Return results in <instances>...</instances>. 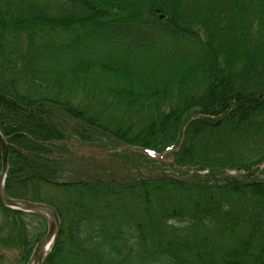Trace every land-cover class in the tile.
Instances as JSON below:
<instances>
[{"label":"trees","instance_id":"obj_1","mask_svg":"<svg viewBox=\"0 0 264 264\" xmlns=\"http://www.w3.org/2000/svg\"><path fill=\"white\" fill-rule=\"evenodd\" d=\"M0 133L43 264H264V0H0ZM107 140L192 174L69 176L61 142ZM46 230L0 204V264Z\"/></svg>","mask_w":264,"mask_h":264},{"label":"water","instance_id":"obj_2","mask_svg":"<svg viewBox=\"0 0 264 264\" xmlns=\"http://www.w3.org/2000/svg\"><path fill=\"white\" fill-rule=\"evenodd\" d=\"M190 123V122H189ZM65 145H73L72 143H64ZM0 150H1V171H0V204L12 211L25 213V214H34L40 216L47 225L46 236L40 240V242L35 247L31 264H42L44 259L47 257L50 252L52 245L54 244L56 237L60 230L59 219L56 211L47 205L32 204L28 202H19L9 200L4 193V182L8 170V145L5 139L0 134ZM120 150H126L132 153H138L143 156L149 157L146 152L122 146ZM150 158V157H149ZM153 159V158H150ZM159 161V159H154ZM228 178L241 177L242 174H226ZM162 178H170L163 175Z\"/></svg>","mask_w":264,"mask_h":264},{"label":"rangeland","instance_id":"obj_3","mask_svg":"<svg viewBox=\"0 0 264 264\" xmlns=\"http://www.w3.org/2000/svg\"><path fill=\"white\" fill-rule=\"evenodd\" d=\"M107 141L105 142V144H107L106 147L112 146L110 145L109 141L108 142ZM135 149L137 151L140 150L137 148ZM168 154L169 153L162 154L164 161L161 164H159L158 162L146 163L143 160L139 159V157H129V159L119 158L118 162H115V161H108V162L112 164V166L114 167L116 171H118V173L122 172L124 174H129V175H131L132 173H139V174L142 173V174H151L156 177L160 175H167L172 178H179V179H184L187 177V175H191V173H189V170L186 168L182 169L178 166L177 168L174 167L173 165L176 166V164L174 163L172 157H168ZM135 155L138 156V153H136ZM156 158L162 159L161 156H157ZM164 162H167V163H164ZM170 162L171 163L173 162L174 164L170 165L169 164ZM97 170L103 171L101 168H97ZM113 173H110L109 171H107L103 174V176H94V177L115 179L114 176L110 175ZM69 176L73 177L72 174H70ZM68 178L69 177H66V179Z\"/></svg>","mask_w":264,"mask_h":264},{"label":"flooded vegetation","instance_id":"obj_4","mask_svg":"<svg viewBox=\"0 0 264 264\" xmlns=\"http://www.w3.org/2000/svg\"><path fill=\"white\" fill-rule=\"evenodd\" d=\"M90 147L85 146V145H80L78 148H68L70 157H67L68 161L72 164L74 168H79L81 175L86 176V173H91V174H100L102 173L97 170L98 167L103 168L104 170H108L109 172H115L118 173L112 164L108 161H115L118 162V159H112L108 155L106 156V153L108 152L105 151H99L95 150L96 152H93L94 154H89L87 153V149ZM111 159V160H110ZM122 176L124 173H118Z\"/></svg>","mask_w":264,"mask_h":264}]
</instances>
